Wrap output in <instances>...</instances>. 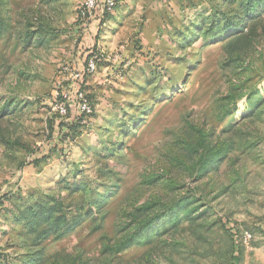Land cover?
Segmentation results:
<instances>
[{"label":"rangeland","instance_id":"obj_1","mask_svg":"<svg viewBox=\"0 0 264 264\" xmlns=\"http://www.w3.org/2000/svg\"><path fill=\"white\" fill-rule=\"evenodd\" d=\"M96 1L0 0V264H264V0Z\"/></svg>","mask_w":264,"mask_h":264},{"label":"built area","instance_id":"obj_2","mask_svg":"<svg viewBox=\"0 0 264 264\" xmlns=\"http://www.w3.org/2000/svg\"><path fill=\"white\" fill-rule=\"evenodd\" d=\"M108 5H112V1L108 2ZM97 1L96 0H84V4L80 10L81 19L86 21L87 19L92 17L93 12L97 9ZM97 70V62L93 57H91L85 68L83 70H77L74 74L76 78V82L74 80V85L76 84L74 89H69L67 92L63 94L68 100L67 102L56 101L58 110L61 114L66 115L69 112V106L73 104L76 107L77 114H84L86 117L91 116L94 113V108L89 98L88 94L84 91L82 87V80H84L85 75L92 74ZM58 95V92H57ZM59 99V97H58Z\"/></svg>","mask_w":264,"mask_h":264},{"label":"trees","instance_id":"obj_3","mask_svg":"<svg viewBox=\"0 0 264 264\" xmlns=\"http://www.w3.org/2000/svg\"><path fill=\"white\" fill-rule=\"evenodd\" d=\"M84 79H85V77H84ZM70 109L71 108H69V111H70ZM85 115L84 114H76V118H77V121L78 120H84L85 119ZM79 189H81V188H79ZM84 221V219H81V220H78V222H77V224L74 226V227H77V225H79L80 223H82ZM138 233H140V232H138ZM131 245V242H130V244H126L125 246H123V248H121V250H123V249H126L127 247H129Z\"/></svg>","mask_w":264,"mask_h":264}]
</instances>
